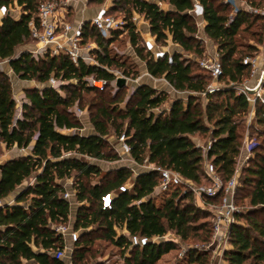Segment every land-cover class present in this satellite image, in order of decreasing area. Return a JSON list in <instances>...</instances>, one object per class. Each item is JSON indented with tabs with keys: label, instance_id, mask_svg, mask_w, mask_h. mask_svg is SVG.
Returning a JSON list of instances; mask_svg holds the SVG:
<instances>
[{
	"label": "trees",
	"instance_id": "16d2710c",
	"mask_svg": "<svg viewBox=\"0 0 264 264\" xmlns=\"http://www.w3.org/2000/svg\"><path fill=\"white\" fill-rule=\"evenodd\" d=\"M39 1L0 0V5L19 8L18 18L5 15L0 20V60L7 59L19 79L34 80L41 85L24 91L27 103L21 107L20 118L14 119L16 102L10 78L0 70V144L6 149L31 147V155L11 158L1 165L0 199L35 176L32 184L16 194L12 205L0 207V264H66L65 260L53 256L66 243L53 227L68 222L70 204L63 197L65 188L57 181L70 177L75 200L81 203L73 224V230L79 234L73 243L71 264H86L88 259L95 258L99 242L111 245L120 253V264H210L211 252L202 246L211 237V213L197 207L190 190L172 189L156 204L155 200L160 197L155 193L160 180L157 170L146 169L133 177L127 166L106 171L79 156L104 162L119 160L105 137L111 132L116 137L123 133L130 148L129 156L138 165L147 162L171 169L195 185H209L211 180L204 170L207 159L226 183L235 173L244 140L241 120L249 108L245 97L237 94L230 83L241 82L249 76L251 67L242 60L255 57L258 49L247 44L244 52L240 49V40L244 39L242 32H251L257 36L256 42L263 44L264 16L245 7L236 6L234 10L222 0H197L203 9V35L217 46L222 69L218 82L223 84L203 96L202 109L194 103L195 97H189L185 107L180 101H174L167 111L161 108L167 93L148 84L137 86L125 100L126 86L113 92L110 84L103 91L86 85L84 79L90 75L112 81L113 74L104 67L119 70L131 79L139 76L136 65L129 63L128 57L112 53V44L119 40V32L105 38L88 22L84 23L83 42L97 46L95 56L101 66L83 62L75 65L61 55L35 60L27 51L14 57L18 47L33 43L28 23L36 20ZM104 1L87 0V6L97 8ZM155 1L165 2L170 8L163 10L148 0H111L107 13L123 17L127 42L134 47L136 57L144 62L151 77L163 78L179 92H205L211 77L196 61L179 52H174L170 61L167 54L155 58L143 47L142 38L131 21L134 14L142 15L157 46L172 42L199 59L204 55V48L202 39L196 35L197 19L191 13L193 0ZM244 1L252 8L264 7V0ZM256 23L257 29L251 31ZM51 76L67 81L62 86L63 95L48 86ZM74 104L87 105L92 134L63 132L81 128L71 110ZM253 109L255 122L262 129L250 127L256 137L248 138L253 143L251 155L237 174L234 203L239 211L229 227L230 247L222 255L225 264H264V105L257 100ZM204 136L210 141L205 157L195 141L196 137ZM132 177L129 190L127 183ZM94 178L98 181L93 182ZM122 185L127 186L125 191L118 190ZM105 193L112 195L109 209L101 208L100 197ZM220 195L221 191L207 200L217 203ZM114 226L149 239L170 230L181 242L194 239L201 245L188 248L173 263H162L161 259L178 250L177 246L148 242L142 248L128 250L126 236H116Z\"/></svg>",
	"mask_w": 264,
	"mask_h": 264
},
{
	"label": "built area",
	"instance_id": "2783aa9c",
	"mask_svg": "<svg viewBox=\"0 0 264 264\" xmlns=\"http://www.w3.org/2000/svg\"><path fill=\"white\" fill-rule=\"evenodd\" d=\"M76 1L77 0H41L38 2L36 7V20L32 19L28 23L30 37L33 43L24 49V51H27L30 54L31 58L38 60L40 58H44V56L46 55H61L67 56L75 65L79 62H83L86 65L101 66L97 62L95 56V51L98 50L97 46L94 43L86 44L83 42L82 29L84 23L88 22L89 25L98 30L103 37L108 38L113 32H119L120 36L125 31V20L123 19V17H115L108 14L107 9L109 7V4H102L101 6L96 8L95 13L87 21H79L75 23L74 21H72L69 15L71 11L70 7ZM222 1L225 3H230L234 7V10H236V0ZM86 3L87 0H85V4ZM158 5H160V2H158ZM248 10L255 13H260L264 16V8L257 10L250 7V9ZM191 13L196 19H202L203 9L197 0H193V8L191 10ZM5 15H8L12 18H18L19 8L12 5H0V20ZM137 16L139 15L134 14L131 18V21L135 25V31L138 32L142 38L143 47L147 51H150L155 58L163 57L166 54L165 51L159 50V46L155 44L154 38L151 35L147 38L142 37L141 28L138 27V23L136 21ZM231 16L232 15H230V18ZM142 21L148 25V22L144 19L143 16ZM92 44H94L95 46H93ZM118 54L128 58L136 56L134 47L131 44H126L125 48ZM168 60H171V56H168ZM195 60L198 66L202 70L207 72L211 77V81L206 87L205 92L197 94L204 96L207 93H212L218 90L220 87L218 78L222 74V69L216 55H209ZM242 63L250 65L251 70L249 75L251 76V78L255 79L253 85L248 86L247 84H244L239 87H235L234 83L230 84L235 87L237 94H242L245 97L248 106L253 110L257 100L264 105V48L259 59L256 56L253 58L246 57L242 60ZM104 68L105 70L113 74L114 78L112 81L108 82L105 79H98L90 75L85 77L84 79L86 85L95 87L99 91H103L107 87V85L110 84L112 87V91L115 92L118 89L115 85L116 79L119 77H123L126 81L125 86L131 87L129 91L130 96V94L134 91L135 86H130L133 85L132 83H130L131 81H133V79L124 76L119 70L111 69L108 67ZM47 84L58 94L63 95L62 86L67 84V81L63 78L51 76L49 77ZM191 93L195 94V92ZM24 103H27L25 97L22 98L20 109L15 113L14 119L20 118L21 107ZM73 106V113L75 115L81 114V110L79 108H76V104H74ZM117 142L119 144V150L123 154H129L130 148L125 141V136L123 133L117 137ZM252 146L253 143L250 140L245 139L243 141L241 152L245 151L247 153L246 160L251 155ZM209 147L210 141H207V143L202 146L204 157ZM67 155H69V153H64V156ZM148 168L155 169L159 172L160 180L155 188L156 194L163 195L175 188H181L183 192L190 190L193 193L197 207L210 211L212 227L211 237L209 242L203 245L202 248L209 250L213 254L215 260H213L210 264H224L223 260L217 259V257L220 256L221 258L223 252L230 247L228 242L229 227L232 223L235 222L234 214L239 211L238 206H236V204L234 203V193L237 185L238 174L237 164L234 175L226 183H223L221 178L216 173L213 164L205 159L204 170L206 175L211 180V183L209 185H195L191 181L183 179L177 172L171 169L159 168L151 164ZM29 184L31 183H28L27 185ZM126 187V185H122L118 187V190L125 191ZM127 189L129 188L127 187ZM220 191L221 195L219 196V201L217 203H212L207 200L208 198L216 197ZM68 196V193L63 194V197L65 199H68ZM111 202V193H105L100 197V204L102 209H109L111 207ZM13 203V200L6 202L4 201V199H0V207L9 206ZM53 229L57 233L61 234L65 238V241L67 237L70 243H74L78 238V231H68V227L65 224H58L54 226ZM114 232L116 236H120L117 229L114 228ZM126 238L128 240V250L133 247L142 248L148 242H164L177 246L178 249H180L178 256H182L188 248L196 247L182 246L179 237L174 235L170 230H166L162 235L153 236L150 239L145 236H138L136 234H127ZM65 249L66 243L63 249H57L55 252H53V256L57 259L64 260ZM65 262L66 264H71L68 261Z\"/></svg>",
	"mask_w": 264,
	"mask_h": 264
},
{
	"label": "rangeland",
	"instance_id": "374dc122",
	"mask_svg": "<svg viewBox=\"0 0 264 264\" xmlns=\"http://www.w3.org/2000/svg\"><path fill=\"white\" fill-rule=\"evenodd\" d=\"M110 2H111V0H105L103 4H107V5L109 4L110 5ZM236 6H238V7H245L247 9H250V7H251L250 5L246 4L244 0H236ZM88 7L89 8H87L85 10V12H81V16H83V17H86L87 16L88 17V16H90L92 14V10L90 8H94V10L96 9V7H90V6H88ZM159 7L161 9H163V10H168L170 8V6L167 3H165V2H160ZM255 9H257V8H255ZM76 11H77L76 16H77L80 11L78 9H76ZM118 17H120V16H118ZM136 21L138 23V27L139 28L141 26H143V23L144 22L142 21V15L137 16ZM257 23H259V22H257ZM257 23L251 28V31H255L257 29ZM196 25H197V33H196V35H197L198 38H201L202 39L201 45L204 48V55L202 57L209 56V55L210 56H215L216 55V57H218L217 56V46H216V44L214 42H212L211 40H209V39H203L202 38L204 36L203 35V32H202V27H203L202 26V23L200 21H196ZM242 35L244 36V39L243 40H240L241 41L240 42L241 43L240 49L244 50V52H247V50H246L247 44H252V45L256 46L257 49H258V51L256 53V57H258V59H259L260 58V55H261V52H262V50L264 48V42L261 45L258 44L256 42L257 41V36L256 35H251V32H249V33L242 32ZM126 42H127V36H126V32L124 31L119 36V40H117L116 42H114L112 44V46H113L112 47V53H119V52H121L125 48ZM27 47H28L27 45H23V46L18 47L15 50L13 56L19 55ZM159 50L160 51H165V53L168 56H171L174 52H179V53H182V55L185 58H187L189 60H192V61H196L195 60L196 58H195V56L193 54L187 53V52H183L181 50V48H179L178 46H176L172 42H168L164 46H159ZM202 57H199V58H202ZM6 60H0V70H2V71H5V69L8 68V66H7L8 65V61H6ZM136 60L139 61L140 59L137 58ZM134 61L135 60H133L132 57L131 58L130 57L128 58V62L135 64L136 65V68L138 70V66H137V64ZM259 62H260V60H259ZM11 79H13L12 81L19 80V78L14 73H11ZM156 79H160V78H156ZM253 79L254 78H251V76L249 75L246 78L242 79L241 82L235 83V87H239V86L244 85V84H247L248 86H252L253 85L252 84V80ZM133 80H135V79H133ZM218 83L221 84V85L223 84L222 82H218ZM130 86H134V85H130ZM126 89L127 90L124 92V100L129 97V91H130L131 87L126 86ZM155 89L158 90V91H162V90H160V88H158V86ZM188 94H189V92H188ZM12 95H13V98H14V100L16 102V108H17V112H18V110L20 109V106H21V100H22V98H24V93H21V92L16 93V92H14V94L12 93ZM174 95L171 96V95H169L167 93V99L163 103V105L161 107L162 109H166V110L170 109L169 106H171V104L174 101H177V100H175V99H177L176 98V95L175 96ZM192 97H195L194 103H197L198 104V107L200 109H202L203 104L205 103L203 97H197V96H192ZM182 107H185V105L182 104ZM73 108H74V106L71 107V110ZM76 108H79L81 110V114L76 115L77 118H79V117H81L83 115V117H85V119H89V115L90 114H89V111L87 109V105H83V107H78V105H76ZM155 111H157V110H155ZM251 113H252V109H250V107H249L247 113L245 114V116L241 120L242 121L241 124H242V126H244L242 128V133L244 134V140L245 139H248V138H254V137H256L255 136V133L251 130L250 127L255 128V129L256 128L257 129H262L261 126H258L256 124L255 118L250 119ZM105 138H106L109 146L112 147V148H114V149H116L117 144H118L117 143V137L111 132ZM206 140H207L206 139V136H204L203 138L202 137H196L195 138V141L197 143H203ZM6 152H8V151L6 150ZM6 152H4L2 150L0 151V163L2 162L3 157H4V153H6ZM99 163L101 165H103L104 168H106V166L107 167L113 166L115 162H101L100 161ZM139 169L140 170L141 169L146 170L144 164L143 165H140ZM26 180H24V181H26ZM93 180L94 181H98L97 178L92 179V181ZM99 243H100L99 252L96 254L95 258L88 259L86 264H94L95 261H98L99 264H120L121 263V261H120L121 260V255H120V253L118 251H116V249H114L111 245H109V244H107L105 242H99ZM181 245L184 246V247H187V246L190 247V246H200L201 244H199V241L193 239V240H189L187 242H181ZM72 249H73V244L70 247L69 246L66 247L65 253H64V260L65 261L70 262V256H71ZM179 251H180V249L170 252L168 255H166L165 257H163L161 259V262L162 263H164V262L173 263L174 260H175V258H179V256H178ZM123 255H127V253L124 252ZM217 259H222V256H221V258H220V256H218ZM213 260H215V258L213 256V254L211 253V262Z\"/></svg>",
	"mask_w": 264,
	"mask_h": 264
},
{
	"label": "crops",
	"instance_id": "0c3cea01",
	"mask_svg": "<svg viewBox=\"0 0 264 264\" xmlns=\"http://www.w3.org/2000/svg\"><path fill=\"white\" fill-rule=\"evenodd\" d=\"M148 1L155 2V3L158 4V2L155 1V0H148ZM70 8H71V11H70L69 17L75 23L76 22H79V21H87L95 13V11H96V9L94 10V8H90L92 10V14L90 16H88V17L87 16L86 17L81 16V12H85V10L87 8H89L87 6V3L85 4V0H77L76 2H74L72 4V6ZM76 9H78L80 11L77 16H76V14H77ZM197 21H200L202 23V26L204 25V22H203L202 19H200V20L197 19ZM140 28H141L142 37L147 38V37L150 36L149 26L145 22L143 23V26H141ZM202 38L203 39H206L204 36ZM126 44H129V43L126 42ZM92 45L95 46L94 44H92ZM27 46H29V45H27ZM132 59L135 60L134 62L138 66V72H139V75H140L138 78H136L135 80L131 81V83L133 85L148 84L149 86H151L153 88H156L158 86V88H160V90L165 91L166 93H168L171 96L175 94L176 95V98H177L175 100L180 101L185 106L187 105V100H188L189 97H192V96L203 97L202 95H199L197 93L192 94L189 91L179 92V91L174 90L163 78L156 79V78L151 77L147 73V71H146V67H145L144 62H142L140 60H139L140 61L139 62L138 60H136L137 59L136 56L135 57H132ZM7 66H8V68L5 69L4 72L10 78V82H12L11 83V87H12V93L13 94H14V92H16V93H18V92L24 93V91H26V90H30V89L40 88L41 87V85H39L34 80H22V79H19V80L12 81L13 79H11V73H13V72H12L9 64ZM254 81H255V79L252 80V84L254 83ZM188 92H189V94H188ZM203 99L205 101V98L204 97H203ZM203 106H204V104H203ZM167 111H169V109ZM16 112H17V108H16V105H15V113ZM79 118L78 119H79V121L81 123V128L65 129V130H63V132L64 133H70V134L77 133L79 135H89V134H92L94 132V130H93L92 125L90 124L89 119H85V117H83V115L81 117H79ZM252 118H255L254 117V109L252 110L250 119H252ZM207 141L208 140H206L203 143H198V144L202 147V146H204L207 143ZM0 147H1V150L2 151H4V152H6V150L8 151V152L4 153V157H3V160L0 163V165H2L5 161H7V160H9L11 158H14V157L31 155V147L30 146L29 147H26V148H18L16 146H12L11 148L6 149L5 148V145L1 143L0 144ZM115 150L118 153L120 159L117 160V161H114L115 163H114L113 166H111V167H107L106 166V168H104L103 165H101L99 163L100 160H93V159H90V158H88L86 156H79V157H80L81 160H83L85 162L96 163L102 170H106V171L107 170L116 169V168L121 167V166H127V167H129L132 170L133 177H135L139 172L143 171V169H141V170L139 169L140 165L136 164L130 158L129 154H123L119 150V144H117V147H116ZM246 156H247V153L245 151L244 152L242 151L240 153L239 158H238V161H237V170L238 171H239L240 167L246 161ZM101 162H104V161H101ZM144 166H145V169H149L148 167L150 166V164L146 162V165H144ZM133 177L129 181V183H127L129 190L132 189V180H133ZM34 180H35V176L32 175L26 181H24L20 186H18L17 189H16V191L14 193H12L8 197L4 198V201H6V202L7 201H12V200L14 201L16 194L19 191H21L22 189H24L27 186L28 183H31L32 184L34 182ZM57 182L58 183H61L63 185V187L66 190V193H68V195H69L68 196V201H69V204H70V210H69L68 222L65 225L68 227V231H70V230H73V224H74V221H75L77 208H78V206L81 203H78L75 200L74 191L72 189V183H73V178L72 177L66 178V179H63V180H58ZM162 198H163L162 195H160V197H158L155 200V203L156 204H159L162 201ZM114 228L118 230V233L120 235L126 236L128 234L124 230V228H121V227H118V226H114ZM78 234H79V231H78ZM72 244L73 243H70V241L66 237V247L67 246L70 247Z\"/></svg>",
	"mask_w": 264,
	"mask_h": 264
},
{
	"label": "water",
	"instance_id": "95a60500",
	"mask_svg": "<svg viewBox=\"0 0 264 264\" xmlns=\"http://www.w3.org/2000/svg\"><path fill=\"white\" fill-rule=\"evenodd\" d=\"M115 85H116L117 88H122V87H124L126 85V81H125V79L123 77H119V78L116 79ZM139 85H141V84H139ZM139 85H135L134 89L137 86H139ZM0 168H1V165H0Z\"/></svg>",
	"mask_w": 264,
	"mask_h": 264
}]
</instances>
